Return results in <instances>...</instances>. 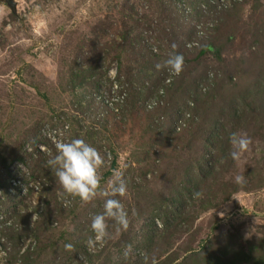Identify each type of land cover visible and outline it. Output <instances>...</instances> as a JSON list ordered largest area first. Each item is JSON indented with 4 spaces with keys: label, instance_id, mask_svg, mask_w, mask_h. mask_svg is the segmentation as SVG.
<instances>
[{
    "label": "rangeland",
    "instance_id": "rangeland-1",
    "mask_svg": "<svg viewBox=\"0 0 264 264\" xmlns=\"http://www.w3.org/2000/svg\"><path fill=\"white\" fill-rule=\"evenodd\" d=\"M15 2L0 0V264H264V0ZM173 53L179 76L156 68ZM234 132L251 138L239 162ZM76 138L105 157L103 190L115 171L128 184L127 230L109 221L91 249L105 197L62 195L47 165Z\"/></svg>",
    "mask_w": 264,
    "mask_h": 264
},
{
    "label": "clouds",
    "instance_id": "clouds-1",
    "mask_svg": "<svg viewBox=\"0 0 264 264\" xmlns=\"http://www.w3.org/2000/svg\"><path fill=\"white\" fill-rule=\"evenodd\" d=\"M175 47V45H173ZM184 67V57L182 54L173 53L163 61L157 63L156 68H166L170 74L179 76ZM229 141L232 145L230 156L234 161L239 162L244 153L249 150L251 138L247 134L231 133ZM55 154L49 152L47 165L53 171L57 182L62 189V195L66 194L72 198H79L84 204L91 203L98 196L105 197L103 211L91 217V230L94 237L90 238L88 245L91 249L97 243H103L109 237V221L118 226L117 230H127L129 226L128 212L120 198L127 195L128 184L122 171L113 173L110 190L105 191L101 187V169L105 166V157L93 145L84 139H54ZM234 181L238 185H243L245 177L237 175ZM196 195H200L196 193ZM70 201H65L67 206ZM67 251H74L72 244H66ZM131 253L129 245L124 255L127 258ZM155 264V261H153Z\"/></svg>",
    "mask_w": 264,
    "mask_h": 264
},
{
    "label": "water",
    "instance_id": "water-1",
    "mask_svg": "<svg viewBox=\"0 0 264 264\" xmlns=\"http://www.w3.org/2000/svg\"><path fill=\"white\" fill-rule=\"evenodd\" d=\"M6 3L13 13L16 12V2L15 0H1Z\"/></svg>",
    "mask_w": 264,
    "mask_h": 264
},
{
    "label": "trees",
    "instance_id": "trees-1",
    "mask_svg": "<svg viewBox=\"0 0 264 264\" xmlns=\"http://www.w3.org/2000/svg\"><path fill=\"white\" fill-rule=\"evenodd\" d=\"M211 48H212V47H211L210 45H208V46L206 47V50L209 51V50H211ZM202 52H203L204 54L206 53V51H204V50H203ZM202 52H201V53H202ZM158 89H159V88H158Z\"/></svg>",
    "mask_w": 264,
    "mask_h": 264
}]
</instances>
